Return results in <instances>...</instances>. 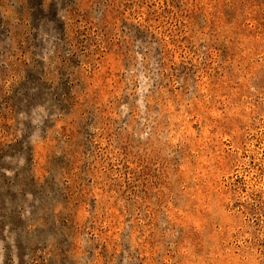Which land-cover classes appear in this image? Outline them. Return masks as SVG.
<instances>
[{"label":"rangeland","instance_id":"rangeland-1","mask_svg":"<svg viewBox=\"0 0 264 264\" xmlns=\"http://www.w3.org/2000/svg\"><path fill=\"white\" fill-rule=\"evenodd\" d=\"M0 264H264V0H0Z\"/></svg>","mask_w":264,"mask_h":264}]
</instances>
